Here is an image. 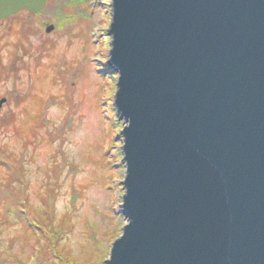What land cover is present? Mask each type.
I'll list each match as a JSON object with an SVG mask.
<instances>
[{"label":"water","instance_id":"obj_1","mask_svg":"<svg viewBox=\"0 0 264 264\" xmlns=\"http://www.w3.org/2000/svg\"><path fill=\"white\" fill-rule=\"evenodd\" d=\"M47 3L0 0V20ZM112 16L128 224L106 263L264 264V0H112Z\"/></svg>","mask_w":264,"mask_h":264},{"label":"rangeland","instance_id":"obj_2","mask_svg":"<svg viewBox=\"0 0 264 264\" xmlns=\"http://www.w3.org/2000/svg\"><path fill=\"white\" fill-rule=\"evenodd\" d=\"M112 19V0H48L1 26L0 264H107L128 224Z\"/></svg>","mask_w":264,"mask_h":264},{"label":"trees","instance_id":"obj_3","mask_svg":"<svg viewBox=\"0 0 264 264\" xmlns=\"http://www.w3.org/2000/svg\"><path fill=\"white\" fill-rule=\"evenodd\" d=\"M61 16H62V18H63V21H67V12H64L63 10H62V14H61ZM20 25H23V21H20ZM11 27H14L13 25H11ZM12 114V113H11ZM41 117H42V114H39V116H38V118H36L37 119V121L39 122L40 121V119H41ZM8 118H10V119H12V116L10 117V115L8 114ZM2 121H4V120H1L0 121V129L1 128H3L4 126H5V124L2 122ZM14 121H15V119H14ZM14 121H9V122H7V124L8 123H10V124H14ZM13 124H12V126H13ZM18 123H16V131H14L15 130V128H12V129H10L13 133H15V135L17 136V138L19 139V140H23L24 138H25V132H23L24 131V127L22 126V125H17ZM8 126V125H7ZM11 128V127H10ZM9 129V128H8ZM8 129H7V132H9L8 131ZM10 133V132H9ZM0 185H2V184H0ZM3 186V185H2ZM1 189V188H0ZM0 194H2V193H0ZM26 212H27V210H26ZM6 217V218H5ZM4 218H5V221L7 222V220H8V222L10 221L8 218H7V215L5 216ZM21 217H24V219H25V215L24 214H21ZM27 218V217H26ZM28 220V219H27ZM30 225L31 226H33V228L36 230V233H37V231H38V229H42L40 226H39V224H37V223H35V225L34 224H31L30 223ZM33 237H34V234H33Z\"/></svg>","mask_w":264,"mask_h":264},{"label":"flooded vegetation","instance_id":"obj_4","mask_svg":"<svg viewBox=\"0 0 264 264\" xmlns=\"http://www.w3.org/2000/svg\"><path fill=\"white\" fill-rule=\"evenodd\" d=\"M27 12V11H26ZM13 18V17H12ZM12 18H10V21H11V19ZM9 22V19L7 20V19H5V20H1L0 21V34H1V30H2V28H1V26H5L4 24L5 23H8ZM2 35V34H1ZM0 41H1V37H0ZM1 49H2V43L0 42V52H1ZM7 70H6V68H5V65H4V62L2 61V56H1V54H0V75H4L5 77L8 75V76H10L9 78H11L12 76H14L15 77V73H11L10 71L11 70H9L8 72H6ZM0 78H2L1 76H0ZM8 78V79H9ZM8 79H6V80H8ZM2 83H6V81L5 80H1L0 79V85L2 84Z\"/></svg>","mask_w":264,"mask_h":264}]
</instances>
